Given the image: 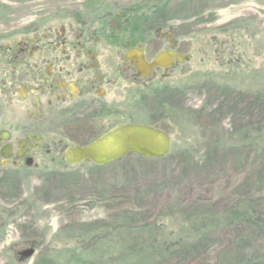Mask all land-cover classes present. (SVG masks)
<instances>
[{"label": "rangeland", "instance_id": "rangeland-1", "mask_svg": "<svg viewBox=\"0 0 264 264\" xmlns=\"http://www.w3.org/2000/svg\"><path fill=\"white\" fill-rule=\"evenodd\" d=\"M216 1L203 0L206 8L192 11L196 17L187 24L195 25L197 40L188 44L192 57L179 79L166 81L175 90L165 97V108H150L149 120L134 115L135 123H154L150 118L163 113L158 117L163 120L154 124L168 133L171 152L164 160L126 157L105 167L84 163L38 170L35 177L10 186L0 201L7 221L0 234V264H111L113 239L104 234L113 237V188L126 198L121 197L123 210L137 214L138 226L170 225L168 218L177 216L199 228L187 211L209 214L232 206L228 201L238 206L245 200L241 186L259 181L256 173L264 165V148L259 152L251 144L245 157L231 153L221 141L242 126L264 121V99L254 102L246 93L264 89V0ZM88 2H101L105 9L110 5V0H0V36L19 33L38 14L80 10ZM173 12L167 10V16ZM206 122L210 127H204ZM193 125L207 128L201 138H195ZM61 175L73 180L67 191ZM260 187L249 191L253 201L264 197L263 179ZM212 231L208 238L201 237L209 257L249 235L244 228L232 229L229 235ZM29 245L34 248L31 258L18 263L17 253ZM80 249L102 251V263L80 257Z\"/></svg>", "mask_w": 264, "mask_h": 264}, {"label": "flooded vegetation", "instance_id": "flooded-vegetation-1", "mask_svg": "<svg viewBox=\"0 0 264 264\" xmlns=\"http://www.w3.org/2000/svg\"><path fill=\"white\" fill-rule=\"evenodd\" d=\"M120 1L46 11L0 36V201L38 170L71 167L62 159L68 147H85L117 125L163 130L154 124L163 113L147 123L148 111L165 108L175 90L166 81L179 79L197 40L187 23L206 7L203 0ZM169 9L176 13L167 16ZM136 114L147 122L135 123ZM5 217L0 209V234Z\"/></svg>", "mask_w": 264, "mask_h": 264}, {"label": "trees", "instance_id": "trees-1", "mask_svg": "<svg viewBox=\"0 0 264 264\" xmlns=\"http://www.w3.org/2000/svg\"><path fill=\"white\" fill-rule=\"evenodd\" d=\"M246 93L250 94L251 98L253 97L254 102L264 99V89L256 92L247 90ZM187 117L188 121L192 120L189 115ZM203 125L210 127L208 122ZM193 127L196 126L193 125ZM198 128L195 138H201L204 130L207 129H201V126ZM251 144H256L257 151L263 150L264 121L253 127L252 125L242 126L237 134L228 133L221 141V146L226 145L231 153H244L245 157L249 154L246 150L251 147ZM240 158L235 159L238 161ZM134 159L142 161V159L133 157L131 160ZM238 163L241 162L238 161ZM256 174L259 181L241 186L247 196L243 197L245 200L241 201L238 206L228 201V204L232 206L213 210L209 214L187 211L186 214L192 213V218L198 220L199 228L190 226L187 218L177 216L168 218L170 225L157 226L156 223L151 222L148 225L138 226L135 223L137 214L126 213L123 210L124 201L121 197L124 196L113 188V237L104 234L113 239L111 264H264V197L253 201L249 193L252 188L261 189L260 181L264 180V165L258 169ZM69 177V175H61L62 182L65 184L64 191L69 190L71 185L69 183L73 181ZM103 194H106L105 189ZM238 197L242 196L238 194ZM242 228L247 229L249 235L243 241L238 239L242 241L239 245L225 248L212 257L207 256L206 242L202 241L201 237L208 238L212 230H221L223 234L229 235L232 229ZM105 239L102 238L99 241ZM28 250L34 251L33 246L29 245L26 249L24 246V249L17 253L18 263L22 260V253ZM79 252L80 254L84 252L79 256L86 257L88 261L92 258L95 262L102 263L104 259V255H99L102 251L85 253L86 250L80 249ZM79 256L78 259L81 260ZM29 259H25L24 262ZM53 260L56 263L57 257L54 256Z\"/></svg>", "mask_w": 264, "mask_h": 264}, {"label": "water", "instance_id": "water-1", "mask_svg": "<svg viewBox=\"0 0 264 264\" xmlns=\"http://www.w3.org/2000/svg\"><path fill=\"white\" fill-rule=\"evenodd\" d=\"M160 57L155 59L151 67L157 65ZM170 148L171 138L162 130L145 125L124 124L117 125L85 147H68L62 159L72 167L85 161L95 167H103L126 156L159 160L168 154ZM32 253V250L22 253L21 261L30 258Z\"/></svg>", "mask_w": 264, "mask_h": 264}]
</instances>
